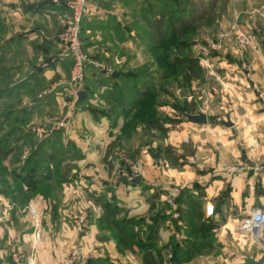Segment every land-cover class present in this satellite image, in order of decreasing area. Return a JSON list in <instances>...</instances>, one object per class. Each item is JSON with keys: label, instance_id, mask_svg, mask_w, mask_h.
Instances as JSON below:
<instances>
[{"label": "rangeland", "instance_id": "rangeland-1", "mask_svg": "<svg viewBox=\"0 0 264 264\" xmlns=\"http://www.w3.org/2000/svg\"><path fill=\"white\" fill-rule=\"evenodd\" d=\"M186 1L142 3L147 15H165L169 20L180 15ZM253 1L244 26L249 25L242 28L250 33L264 30V3ZM229 2L214 0L211 16L156 50L150 49L146 39L143 9L138 12L139 6L131 5L129 10L137 18L125 27L136 34L129 47L116 49L120 60L106 69L94 66L80 87L71 82V65L72 100L61 104L65 110L72 107L71 114L52 111L27 125L25 112L16 110L22 104L13 105L9 97L2 101L0 96V264H48L47 257L55 264H154L144 257L147 250L156 264H181L177 249L184 261L202 246L191 248L192 243H202L186 234L188 227L209 228L210 233L204 230L202 236L210 250L225 252L219 238L222 234L228 252L239 250L256 258L264 254V242L253 243L238 230L253 208H264V119L259 128L250 127L251 121H256L250 116L244 118L247 123L242 129L222 123L230 119L241 125L242 121L233 114L235 102L223 99L226 94L234 98V93H226V67L216 60L224 57L226 42L235 40L236 51L242 53L247 48L238 45L235 2L230 8ZM236 15L238 18L239 12ZM81 38L83 42L82 34ZM212 42L221 48H213ZM193 62L197 67L191 66ZM8 82L11 86L10 78ZM256 85L264 84L254 81L250 85L248 95L254 93L251 103L260 102ZM11 91L7 87L2 95ZM80 91L84 92L81 100ZM96 93L107 98L99 101ZM77 101L84 104L85 112L76 118L73 109ZM197 111L208 115L207 124L187 120L186 113ZM100 112L115 129L112 134L97 131V124L103 123L101 116L96 117ZM222 140L237 145L224 148ZM203 141L210 143L199 149ZM252 141L257 146H251ZM76 142L84 145L83 153ZM192 155L194 158L188 159ZM81 156L86 157L80 162ZM188 167L195 178L213 172L229 177L220 183L219 193L211 196L205 194L211 176L195 181L186 174L175 188L173 183L161 186L162 174L171 178V171L185 174ZM140 181L150 190L146 199L136 202L132 212L109 215L121 203L116 196L118 188ZM169 212H178L179 217ZM211 235L214 238L207 240ZM240 239L253 243L252 249L239 245ZM246 256L239 264H249ZM218 260L201 259L197 264H227Z\"/></svg>", "mask_w": 264, "mask_h": 264}, {"label": "crops", "instance_id": "crops-1", "mask_svg": "<svg viewBox=\"0 0 264 264\" xmlns=\"http://www.w3.org/2000/svg\"><path fill=\"white\" fill-rule=\"evenodd\" d=\"M71 1L73 0H0V7L6 6L5 9L0 8V96H2V101H6L5 97H9L8 99L11 104H17L18 102L22 104L19 106L20 108H16V110L25 112L23 115L29 118L27 125L34 123L35 118L39 116L44 117L52 111L53 114H61L63 112L64 114H71L72 107L66 108V111L64 102L72 100V95H70V93H72L70 82L72 60L66 54L61 36L63 28L59 21L60 14L69 10L68 4ZM234 2L237 11L234 12L235 28L242 29L248 27L249 24L244 26L247 22L246 13L251 10L250 7H253L255 2L253 0H230L229 8L230 4L233 5ZM260 2L264 3V0L259 1V3ZM134 4L139 6L138 12L144 7L142 0H89L88 11L83 20L82 36L84 47L92 56L95 64H90L87 67V74L94 66H98L100 69H106L112 63H115V61L120 60V58L116 56V49L129 47L131 37L136 33L132 31L130 27L126 29L125 26L130 25V23L137 18L136 13L131 14V10H129L130 6ZM143 11L142 25L145 26L146 18L152 15H147L144 9ZM238 12L239 16L237 18L236 13ZM221 19L226 22V15L222 14ZM139 20L141 21L140 18ZM19 26L21 27L19 28ZM256 30L252 32L253 39L244 53L240 52L239 49L236 51L235 40H232V42H226L224 57H218L220 60H216L222 67H226L224 81L226 85L225 90L227 89L226 93H228L229 90L231 94L233 92L234 98L226 94L223 96V99L225 103L228 99H232V101L235 102L236 106L234 107L235 110L233 114L236 117H240L242 124H235L232 120L231 121L234 123L233 126L240 127L241 129L247 123L246 121L245 124L243 123L244 118L247 120L246 116H250V118L256 120L251 121V128H259L260 120L264 119V110L262 109L261 101L259 100L260 102L256 101L255 103H251L249 101L254 97V93L248 95L251 91L250 85H252L254 81L264 84V30H260L259 28ZM125 37L127 39H125ZM10 57L12 61L11 64L8 63ZM229 58L232 59V61H229ZM8 78H10L11 86H9V82L6 83ZM219 79L222 82V78L219 77ZM88 81L89 79H87L86 82ZM7 87H11V94L5 95V93L2 95ZM95 95H97L99 101L107 98L99 93ZM62 103L64 106H61ZM75 103L76 108L73 109V114L77 118L80 114H84L85 108H83L84 104H82V102L80 103L77 101ZM86 103H88V100ZM87 113L88 112H86V114ZM96 114V117L101 116V121H103L102 124H97V131L112 134L115 129L113 130L109 127V121L102 119V116H104L103 112ZM92 117L94 118L95 116ZM104 122H106V124ZM84 131L82 127L81 132ZM81 138L83 139V137ZM94 139L95 137L92 136V140ZM76 143H78L77 145L80 148V152L83 153L84 145L80 142ZM209 143L210 142L204 141L199 143V149L203 148L201 145L207 146ZM220 143L225 145L224 148H226L227 145H233V143L237 145L236 141L230 142L222 140ZM221 144L217 143V145ZM252 145L253 147L257 146L255 141L251 142V146ZM210 155L213 156V154ZM253 155L257 156V151H255ZM194 156L195 155L189 156L188 159H193ZM204 156L208 155L204 153ZM85 157L86 156L79 157L81 158L80 162L83 161ZM250 159H252V157ZM185 171V174H181L182 172L175 174L171 171V178H168L166 174L165 176L162 174L159 178L161 186L163 185L166 187L169 186V183H173L172 187L174 185L175 188L180 178L186 174L190 175L189 177H192L195 181L200 180L202 177L211 176L210 179H212V183H209L208 186L205 187V194L207 193L211 196L219 193L223 186V184L220 183L222 180L229 177L228 174L213 172L209 174V176L199 175L198 178H195V172L189 169V167L186 168ZM237 181H240V179ZM125 184L126 185H123L124 187L118 188L119 192L116 196L121 203H118L119 206H114V209L111 210L114 212V215L122 214L127 210L132 212L136 202L143 201L148 194H150V190L147 188L145 189L143 181L137 184ZM96 189L99 191L98 187ZM112 190L114 191L115 189L113 188ZM162 193H159L161 197L163 196ZM189 193L190 191L187 194ZM252 203L254 202H251L250 205H252ZM236 206L238 207V205ZM75 227L74 225V228ZM207 230L209 232V228H207ZM184 231H186L187 235L194 237L199 243H202H192L191 248L194 250L193 246L202 245V251L198 253L195 252L189 259L181 261V264H197L198 260L201 259L209 262L221 259L218 261H226L227 264H239L242 256L245 257L247 255V253L242 255L239 250L228 252V243L222 234H219V238L223 241L222 245L224 246L223 250L225 252H216L208 248L210 243H207L204 236H202L205 233L202 232V230H192L188 227L184 229ZM212 238H214L213 235L206 239L210 241ZM248 238H250L252 242L256 241L257 243V240L252 239L250 236ZM45 243L46 242H44V244ZM238 243L239 245H243L244 243L249 246V250H251L254 242L250 244L248 241L243 242V239H240ZM211 245H214V243ZM241 249H243V246ZM15 250L17 253V249L14 247L13 251ZM1 255L2 251H0V257ZM45 259L48 261V264H55V260L49 257ZM102 262L104 263V260Z\"/></svg>", "mask_w": 264, "mask_h": 264}, {"label": "built area", "instance_id": "built-area-1", "mask_svg": "<svg viewBox=\"0 0 264 264\" xmlns=\"http://www.w3.org/2000/svg\"><path fill=\"white\" fill-rule=\"evenodd\" d=\"M89 0H73L68 4L69 10L60 14V21L64 27L62 40L67 56L72 60L71 82L75 87H80L85 79L87 67L95 64V61L85 51L81 34L83 30V20L87 14ZM264 15V14H262ZM237 42L240 48H246L251 44L253 34L246 29L237 31ZM221 44L212 42V47L220 49ZM256 94L259 100L264 104V85H256ZM170 213V212H169ZM175 218L179 217L178 212L170 213ZM240 232L248 237L264 242V208H253L249 216L245 218L238 228Z\"/></svg>", "mask_w": 264, "mask_h": 264}, {"label": "trees", "instance_id": "trees-1", "mask_svg": "<svg viewBox=\"0 0 264 264\" xmlns=\"http://www.w3.org/2000/svg\"><path fill=\"white\" fill-rule=\"evenodd\" d=\"M213 3L214 0H187L181 10L182 12L177 17H170L169 20H166L165 15H153L151 17H147L146 25L148 33L146 35V39L150 44V49H160L172 41L176 35L191 31L197 23L214 13L215 6ZM191 66L194 68L195 66L197 67V64L193 62ZM108 214L114 215V212L110 211ZM204 230H207V228L204 227L202 232H204ZM195 247L196 245L193 246V248ZM198 250L201 251L202 249L199 247ZM175 254L180 257L177 261L181 262L182 254L179 249L176 250ZM144 257L149 260L151 259V261L156 264V260L151 250H147Z\"/></svg>", "mask_w": 264, "mask_h": 264}, {"label": "water", "instance_id": "water-1", "mask_svg": "<svg viewBox=\"0 0 264 264\" xmlns=\"http://www.w3.org/2000/svg\"><path fill=\"white\" fill-rule=\"evenodd\" d=\"M79 99L81 100L84 97V92L80 91L79 94ZM187 120L189 122L197 123L200 125H204L208 123V115L203 112V111H197V113H186ZM224 125L232 127L234 123L228 119L227 121L222 122ZM247 262L249 264H264V254L260 258H255L253 256L247 255Z\"/></svg>", "mask_w": 264, "mask_h": 264}]
</instances>
